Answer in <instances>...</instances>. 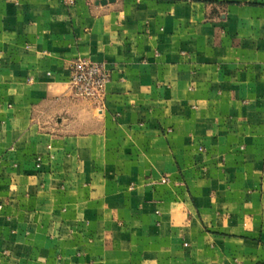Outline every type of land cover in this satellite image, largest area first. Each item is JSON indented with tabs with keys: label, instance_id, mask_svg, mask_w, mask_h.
<instances>
[{
	"label": "crops",
	"instance_id": "1",
	"mask_svg": "<svg viewBox=\"0 0 264 264\" xmlns=\"http://www.w3.org/2000/svg\"><path fill=\"white\" fill-rule=\"evenodd\" d=\"M0 264H264V0H0Z\"/></svg>",
	"mask_w": 264,
	"mask_h": 264
},
{
	"label": "built area",
	"instance_id": "2",
	"mask_svg": "<svg viewBox=\"0 0 264 264\" xmlns=\"http://www.w3.org/2000/svg\"><path fill=\"white\" fill-rule=\"evenodd\" d=\"M69 70L71 87L75 96L102 109L106 88L112 78L106 64L87 58H78L70 62Z\"/></svg>",
	"mask_w": 264,
	"mask_h": 264
}]
</instances>
